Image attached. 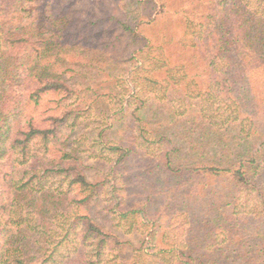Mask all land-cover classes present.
<instances>
[{
    "label": "trees",
    "instance_id": "obj_1",
    "mask_svg": "<svg viewBox=\"0 0 264 264\" xmlns=\"http://www.w3.org/2000/svg\"><path fill=\"white\" fill-rule=\"evenodd\" d=\"M118 2L0 0V264H264V0Z\"/></svg>",
    "mask_w": 264,
    "mask_h": 264
},
{
    "label": "rangeland",
    "instance_id": "obj_2",
    "mask_svg": "<svg viewBox=\"0 0 264 264\" xmlns=\"http://www.w3.org/2000/svg\"><path fill=\"white\" fill-rule=\"evenodd\" d=\"M97 1V3H96V10H97V12H98V16H100L101 18H103L104 16H105V13H106V8H111L112 6H113V3H114V6H116L115 5V3H117L118 5L120 4L119 2H118V0H115V2L114 1H112V0H96ZM121 1V0H120ZM83 5V4H82ZM82 5H79L80 7H82ZM95 10V11H96ZM122 12H123V10H122ZM99 31V30H98ZM102 33V32H101ZM110 35H112V36H114L115 35V33H110L108 36H110ZM107 36V37H108ZM101 38H103V36H99V37H97L96 38V40L98 41V40H100ZM109 38V37H108ZM109 40V39H108ZM91 44H93V42L92 43H90V45ZM85 63V62H84ZM83 63V64H84ZM120 69V68H119ZM121 70V69H120ZM160 76H164V74L163 75H159V77ZM161 79V78H160ZM92 115H95L94 114V112L92 113ZM90 120H91V118L89 119V121L86 123L87 125L85 126V127H87V126H92V124H89V122H90ZM79 128H81L80 126H79ZM84 128V127H83ZM83 128H81V131H79V133L77 134V135H81V134H83V133H86L87 132V130H86V128L85 129H83ZM123 129H124V127H119V130H120V132H122L123 131ZM68 131V130H67ZM91 161H94L95 159L94 158H91L90 159ZM140 164H141V157L140 158H138V160L137 161H135L134 162V165H133V169H134V171H135V175H136V177L135 178H133V175L130 177V179L128 180V181H126V180H122V183L124 184V185H126L127 187H126V190H124V196H125V200L124 201H126L127 199H128V197H127V195L129 196V204H127V203H125V206L126 207H129V205H130V207L132 206L133 208H136V209H140L141 208V206H142V201L141 202H138L139 200H140V190H142V188H141V185L145 182V178L143 177V176H140V175H138L137 173H136V170H138L140 167ZM138 165V166H137ZM135 201H137L138 202V206H134V205H132L131 203L132 202H135ZM162 207H166L167 205L165 204V205H161ZM170 211H173V208H168ZM123 224H125V222L123 221Z\"/></svg>",
    "mask_w": 264,
    "mask_h": 264
}]
</instances>
